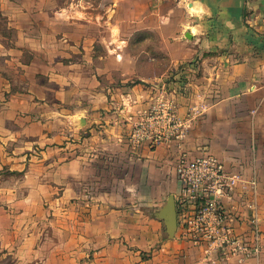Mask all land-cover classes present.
<instances>
[{
    "label": "rangeland",
    "instance_id": "rangeland-1",
    "mask_svg": "<svg viewBox=\"0 0 264 264\" xmlns=\"http://www.w3.org/2000/svg\"><path fill=\"white\" fill-rule=\"evenodd\" d=\"M189 1L0 0V264H123L119 255L106 259L86 248L72 253L77 244L59 235L69 225L58 217L54 199L59 190L53 182L51 156L60 145L57 135L71 131L67 116L73 114L79 137H86V111L76 108L94 100V86L132 88L151 74L171 72L169 56L183 54L171 43L172 37L177 23L190 16ZM24 37L30 41L24 42ZM261 117L258 126H249L255 146L257 137L264 139V110ZM149 121L144 117L127 129V151L137 161L110 157L100 176L105 190H114L134 213L135 220L127 218L124 229L135 225L137 231L142 217L159 222L153 237L145 240L147 248L139 253L143 261L156 257L168 241L176 248L188 241L168 237L157 217L168 196L180 199L177 158L158 160L153 170L145 158L138 161L140 147L156 148L131 136L140 123ZM96 188L86 180L77 187L83 211L91 194L100 191ZM88 218L77 217L80 232L87 231ZM115 240L125 246L127 258L139 249L125 238ZM142 240L138 236L135 242Z\"/></svg>",
    "mask_w": 264,
    "mask_h": 264
},
{
    "label": "crops",
    "instance_id": "crops-1",
    "mask_svg": "<svg viewBox=\"0 0 264 264\" xmlns=\"http://www.w3.org/2000/svg\"><path fill=\"white\" fill-rule=\"evenodd\" d=\"M187 7L190 16L187 22L177 23L171 42L183 54L169 56L170 73L151 74L132 88L94 86V100L76 108L77 112L86 111V137H79L73 114L67 116L71 131L57 135L60 145L51 156L55 163L53 182L59 190L54 200L58 217L69 225L68 230L58 233L77 244L72 253L80 254L86 248L94 250L95 255L104 254L106 259L119 255L123 264H264V238L259 255L242 263L216 261L206 255L203 246L189 241L181 248L168 241L156 251V257L143 261L139 253L147 248L145 240L153 237L159 222L142 217L143 226L137 231L135 225L124 229L122 224L127 218L135 220L134 213L114 190H105L100 177L110 157L137 161L132 159V151H127V129L144 117L147 120L153 105L171 103L177 114L176 134L154 149L140 147L136 152L138 161L145 158V165L153 170L158 160L178 159L183 154L194 156L206 147L229 173L239 178L236 195L227 203L230 210L238 216L255 215L264 231V139L257 137L255 146L249 130L250 125L263 122L264 0H190ZM187 34L191 38L183 40L182 35ZM23 40L30 41L27 37ZM59 40L63 41L62 36ZM47 176L46 182L51 174ZM83 180L100 188L84 204L85 211L84 207L80 209L77 190ZM77 217H89L85 233L77 229ZM244 230L238 227V231ZM137 235L143 239L139 243L135 242ZM121 238L139 248L130 258L125 246L115 240Z\"/></svg>",
    "mask_w": 264,
    "mask_h": 264
},
{
    "label": "built area",
    "instance_id": "built-area-1",
    "mask_svg": "<svg viewBox=\"0 0 264 264\" xmlns=\"http://www.w3.org/2000/svg\"><path fill=\"white\" fill-rule=\"evenodd\" d=\"M147 117L149 124L140 123L132 133L135 141L157 147L176 134L177 114L171 103L153 105ZM176 175L181 185L180 199L175 201L178 238L203 246L216 261L242 263L256 258L264 238L258 218L238 216L227 205L236 195L238 176L229 173L206 147L194 156L178 158ZM238 227L245 230L240 232Z\"/></svg>",
    "mask_w": 264,
    "mask_h": 264
},
{
    "label": "water",
    "instance_id": "water-1",
    "mask_svg": "<svg viewBox=\"0 0 264 264\" xmlns=\"http://www.w3.org/2000/svg\"><path fill=\"white\" fill-rule=\"evenodd\" d=\"M186 37L191 38L188 34ZM157 217L164 222L168 237L173 238L177 228V213L173 195L168 196L165 206L157 213Z\"/></svg>",
    "mask_w": 264,
    "mask_h": 264
},
{
    "label": "bare ground",
    "instance_id": "bare-ground-1",
    "mask_svg": "<svg viewBox=\"0 0 264 264\" xmlns=\"http://www.w3.org/2000/svg\"><path fill=\"white\" fill-rule=\"evenodd\" d=\"M194 8V7H193Z\"/></svg>",
    "mask_w": 264,
    "mask_h": 264
}]
</instances>
